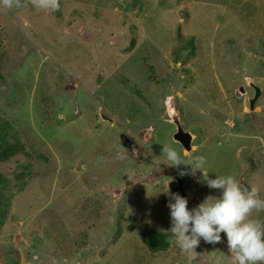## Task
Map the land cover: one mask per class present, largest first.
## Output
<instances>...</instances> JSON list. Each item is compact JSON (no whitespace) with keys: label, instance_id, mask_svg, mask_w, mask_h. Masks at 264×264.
<instances>
[{"label":"rangeland","instance_id":"1","mask_svg":"<svg viewBox=\"0 0 264 264\" xmlns=\"http://www.w3.org/2000/svg\"><path fill=\"white\" fill-rule=\"evenodd\" d=\"M23 5L0 9V116L22 144L0 160V264H232L223 233L191 258L150 253L144 233L170 229L160 191L175 177L189 209L221 195L204 175L264 199V0ZM164 146L204 156L203 173L181 176Z\"/></svg>","mask_w":264,"mask_h":264},{"label":"clouds","instance_id":"2","mask_svg":"<svg viewBox=\"0 0 264 264\" xmlns=\"http://www.w3.org/2000/svg\"><path fill=\"white\" fill-rule=\"evenodd\" d=\"M37 10L55 11L59 0H30ZM23 0H0V9L20 8ZM159 159L170 167L190 166L189 171L180 175L203 173L207 163L202 155H196L191 162H185L181 152L172 146H164ZM204 175V174H203ZM207 186L220 190L218 197H207L197 207L189 209V201L179 193H173L164 186L160 194L169 197L167 207L170 209L171 227L165 233L172 237L181 253L193 257L201 241L217 244L226 235L232 264H264V222L252 218L254 211L264 210V199L258 188H246L232 175H220L210 179L204 175ZM38 257L34 256L33 260Z\"/></svg>","mask_w":264,"mask_h":264},{"label":"trees","instance_id":"3","mask_svg":"<svg viewBox=\"0 0 264 264\" xmlns=\"http://www.w3.org/2000/svg\"><path fill=\"white\" fill-rule=\"evenodd\" d=\"M0 51H1V45H0ZM3 80V75L1 74V66H0V81ZM11 126L8 122H6L1 116H0V160L2 163L9 162L12 158L17 156V154H20L22 151L21 142L16 139V142L13 144L9 143L7 141V136L10 135ZM38 157H43L39 154ZM3 182V176L0 175V184ZM145 238V245L147 247V250L150 253H162L168 251V249L174 244L171 242L172 237L169 233H163V232H153L151 229H147L144 233Z\"/></svg>","mask_w":264,"mask_h":264},{"label":"water","instance_id":"4","mask_svg":"<svg viewBox=\"0 0 264 264\" xmlns=\"http://www.w3.org/2000/svg\"><path fill=\"white\" fill-rule=\"evenodd\" d=\"M251 87L254 89V98L250 100V108L251 110L255 109V104L257 103L258 99L262 96V91L261 89L254 85L253 83L251 84ZM174 124L176 125L177 132L174 134L173 139L175 142L179 143L186 151L191 152L192 151V142H193V137L190 133L185 132L180 124V121L178 119V116H175L173 118ZM247 188V186L242 185ZM170 189L174 193H179L181 196L186 197L187 195L184 191V181L179 178L175 177L170 185Z\"/></svg>","mask_w":264,"mask_h":264}]
</instances>
